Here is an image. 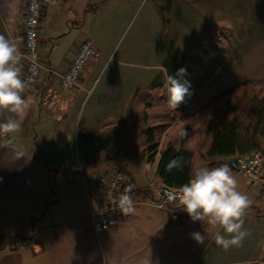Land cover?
I'll use <instances>...</instances> for the list:
<instances>
[{"label": "crops", "instance_id": "obj_1", "mask_svg": "<svg viewBox=\"0 0 264 264\" xmlns=\"http://www.w3.org/2000/svg\"><path fill=\"white\" fill-rule=\"evenodd\" d=\"M260 1L43 0L39 55L45 69L24 95L28 106L17 117L19 132L0 135V264H264L263 185H248L239 171L231 169L238 190L251 201L243 217L247 236L227 250L215 244L218 227L185 224L172 207L143 195H131L133 213L97 232L86 193V185L114 163L136 187L164 184L146 154L144 109L152 88L161 86L167 95L166 75L175 77L198 61L208 69L242 60L245 40L264 35ZM25 5L26 0H0V35L20 51ZM86 38L94 43V58L77 87L61 90L47 69L67 70ZM260 47L249 46L248 57L264 51ZM108 64V78H96ZM19 67L22 76L23 60ZM216 72L196 90L198 72L177 77L189 82L190 95L176 110L193 112L229 89L222 83L205 91ZM48 89L61 91L58 114L42 106ZM193 232L205 235L203 244L191 238Z\"/></svg>", "mask_w": 264, "mask_h": 264}, {"label": "trees", "instance_id": "obj_2", "mask_svg": "<svg viewBox=\"0 0 264 264\" xmlns=\"http://www.w3.org/2000/svg\"><path fill=\"white\" fill-rule=\"evenodd\" d=\"M144 120L148 124V162L156 163L165 185L180 187L202 163L210 167L227 163L230 167L235 157L257 151L264 155V80L236 84L190 113L171 109L163 88L155 86L145 105ZM177 157L183 166L166 171L167 163ZM129 189L130 195L155 198L149 188L127 182L125 191ZM180 209L173 208L174 215L184 212Z\"/></svg>", "mask_w": 264, "mask_h": 264}, {"label": "clouds", "instance_id": "obj_3", "mask_svg": "<svg viewBox=\"0 0 264 264\" xmlns=\"http://www.w3.org/2000/svg\"><path fill=\"white\" fill-rule=\"evenodd\" d=\"M22 53L17 43L0 35V135L5 137L20 130L18 116L27 108L24 92L28 81L21 78L20 62ZM167 73V70L165 69ZM186 75V69H179L176 76L166 75L164 87L167 89V104L176 109L190 95V84L177 77ZM7 113L8 115H5ZM186 134V133H185ZM181 158H173L166 165V171L180 169ZM130 189L121 193L117 207L128 215L135 211ZM170 199L177 200L181 209L192 222L199 221L218 227L215 244L227 250L240 246L247 236L243 228L244 214L250 206L248 196L238 190V182L227 163L217 167L201 166L193 169L190 178L182 184ZM197 243L203 244L206 237L200 232L190 234Z\"/></svg>", "mask_w": 264, "mask_h": 264}, {"label": "built area", "instance_id": "obj_4", "mask_svg": "<svg viewBox=\"0 0 264 264\" xmlns=\"http://www.w3.org/2000/svg\"><path fill=\"white\" fill-rule=\"evenodd\" d=\"M43 13V0H26L25 39L24 47L21 50L25 69L21 78L28 81V86L23 95L37 86L45 69L39 55V29ZM94 55V43L91 39L86 38L80 43L67 70L64 72L52 68L47 70L56 76L61 90H70L78 86L81 75ZM41 103L44 108L58 114L61 110V91L48 89ZM230 168L241 172L250 186L262 183L264 190V155L261 152L257 151L233 158ZM126 184V174L119 164L114 163L102 170L91 184L86 185L90 214L97 232L110 230L119 223L123 213L118 209L117 204L119 196L125 191ZM178 188L165 184L153 186L152 191L158 206L179 207L177 200L170 199ZM178 217L185 224L191 223L186 212H179Z\"/></svg>", "mask_w": 264, "mask_h": 264}, {"label": "rangeland", "instance_id": "obj_5", "mask_svg": "<svg viewBox=\"0 0 264 264\" xmlns=\"http://www.w3.org/2000/svg\"><path fill=\"white\" fill-rule=\"evenodd\" d=\"M238 0H233V3H237ZM263 1V0H262ZM260 1V3L262 2ZM262 15H264V13L262 12ZM234 22H236V20H233ZM232 40V38H230ZM235 39H237L235 37ZM249 40H245L244 44L241 45L240 47L243 49L240 50V53L244 52V56L242 60H240L238 63H236L235 65L232 66H220L218 67L217 63L214 64V66H209V68L207 69L206 65H202L204 61H198V64L195 65L194 67H183V69H186V75H184L181 78H189L191 77V75H193L194 72H198V76L196 78H198V83L194 86V84L192 86H194V90H196V86L199 84V82L204 83L206 81L209 80L208 77L211 76L212 73H215L216 71V78H213L211 81H209L208 86L209 88L205 89L206 92H209L210 88L212 87H216L218 85H229L230 87H233L236 84H239L241 82H245V81H249V80H264V51L260 50V51H256L253 52L252 57H248V55L251 53V51H247L246 49L249 46L252 47H260V46H264V35H250V37L248 38ZM237 41V40H236ZM236 41H234L233 43L235 45H237ZM233 46V45H232ZM244 46V48L242 47ZM239 47V44L238 46ZM262 49V47H260ZM239 48H237L238 50ZM236 50V53H239ZM245 50V51H244ZM231 53H233V51H231ZM110 66L109 64L107 66H104V68L100 71V73L98 74V76H96V78H108L109 72H110ZM235 83V84H234ZM94 90V88L92 89ZM205 95H208L205 94ZM201 100V99H200ZM78 126L76 127V131L74 133V140L77 137L78 134ZM95 152H93L95 157H99L100 155V150H98V148L94 149ZM159 155L157 156L158 159ZM157 161V160H156ZM83 163H81L82 165ZM84 166V164H83ZM56 182V181H55ZM55 189H61V185L60 183H55L54 185ZM71 197V196H68Z\"/></svg>", "mask_w": 264, "mask_h": 264}]
</instances>
